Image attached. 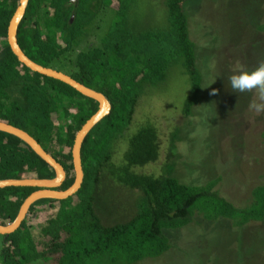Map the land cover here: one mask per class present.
<instances>
[{"label": "trees", "instance_id": "16d2710c", "mask_svg": "<svg viewBox=\"0 0 264 264\" xmlns=\"http://www.w3.org/2000/svg\"><path fill=\"white\" fill-rule=\"evenodd\" d=\"M68 1L73 0H28L16 30L17 45L36 65L67 68L74 81L104 97L110 111L82 141L80 188L65 200L34 202L13 233L0 235V264H86L102 254L112 255L113 263H135L166 253L169 246L162 230L186 227L197 215L206 221L224 217L237 227L264 222V191L256 193L258 200L250 209H234L212 192L213 187L205 189V180L194 182L193 177H200L185 165L180 169L192 181L173 175L177 172L173 145L162 176L132 171L159 160L158 136L152 124L141 123L130 135L126 133L147 88H158L171 76V70L180 66L189 87L183 101L184 116H191L197 105L206 102L202 71L207 64L198 59L196 44L189 39L183 12L187 0H165L170 29L165 35L154 30L134 33L127 20L133 3L75 0L66 5ZM18 5L19 0H0V122L27 133L63 168L66 178L57 191L64 192L74 183L71 171L76 135L97 112L98 104L70 88H60L55 85L60 82L18 61L7 44L8 25ZM15 89L22 101L13 97ZM102 171L118 186L138 192L135 216L108 228L100 225L93 206L98 201ZM54 177V171L26 144L0 132V181ZM37 190L0 188V227H9L25 200ZM205 191L216 194L215 201L202 202ZM46 213L41 223L31 225L36 214ZM86 238L93 244L90 249L83 245Z\"/></svg>", "mask_w": 264, "mask_h": 264}, {"label": "rangeland", "instance_id": "374dc122", "mask_svg": "<svg viewBox=\"0 0 264 264\" xmlns=\"http://www.w3.org/2000/svg\"><path fill=\"white\" fill-rule=\"evenodd\" d=\"M122 1L133 3L127 20L134 33L154 30L165 35L170 30L165 0ZM183 12L198 59L207 64L202 71L206 102L197 105L191 116H184L183 101L189 87L180 66L174 67L171 76L158 88H147L138 100L126 133L130 135L141 123L152 124L158 136L159 160L132 171L162 176L173 145L177 169L174 176L189 180L190 175L180 169L185 165L200 177L198 180L193 177L194 182L201 184L205 180V189L213 187L212 192L220 199L238 211H245L258 200L256 193L264 191V115L258 116L249 108L255 94L233 92L228 77L238 74L241 68L252 71L264 62V0H187ZM80 41L84 43L83 39ZM50 70L74 81L65 67L54 64ZM60 83L55 85L73 90ZM12 95L22 101L17 89ZM117 162L113 159V163ZM100 181L98 201L93 202L100 225L108 228L131 220L136 214L138 192L118 186L105 171L100 174ZM216 194L205 191L202 202L215 201ZM47 215L36 214L31 225L41 223ZM162 234L169 249L158 258L113 263L112 255L102 254L86 260V264H264V222L237 227L224 217L206 221L197 215L186 227L164 229ZM83 245L86 249L93 247L89 238Z\"/></svg>", "mask_w": 264, "mask_h": 264}, {"label": "water", "instance_id": "95a60500", "mask_svg": "<svg viewBox=\"0 0 264 264\" xmlns=\"http://www.w3.org/2000/svg\"><path fill=\"white\" fill-rule=\"evenodd\" d=\"M28 0H19V5L16 8L7 29V44L18 59L20 63L25 65L31 71L41 74L47 78L55 79L59 82L65 83L73 88L74 91L78 92L82 96L95 101L98 104L97 112L86 122V124L81 128L77 133L75 142L72 149V164H73V174H74V183L70 188L64 192H56V189H59L65 178L66 173L63 168L58 165L48 154H46L42 148L35 142V140L30 137L25 132L14 128L10 125L0 122V132L11 135L24 144H26L37 156H39L55 173V177L52 180H42V181H0V188L14 186V187H34L38 189L35 193L31 194L25 202L22 204L18 215L15 221L9 227H0V235H9L13 233L21 224L24 217L27 214L29 207L38 200L48 199L56 200H65L71 197L75 192L80 188L83 181V172L80 163V147L82 141L88 134V132L100 122L110 111L108 102L100 94L91 91L82 85L72 81L70 78L54 72L50 69L42 68L34 63H32L19 49L16 41V30L18 24L24 14L25 7ZM74 1L69 2L68 4H73ZM74 16L70 18L73 21Z\"/></svg>", "mask_w": 264, "mask_h": 264}, {"label": "clouds", "instance_id": "9594fccd", "mask_svg": "<svg viewBox=\"0 0 264 264\" xmlns=\"http://www.w3.org/2000/svg\"><path fill=\"white\" fill-rule=\"evenodd\" d=\"M228 81L235 93H254L255 99L250 103L249 108L258 116L264 115V62L259 63L252 71L241 68L238 74L229 76ZM57 190L55 191L59 192Z\"/></svg>", "mask_w": 264, "mask_h": 264}, {"label": "crops", "instance_id": "0c3cea01", "mask_svg": "<svg viewBox=\"0 0 264 264\" xmlns=\"http://www.w3.org/2000/svg\"><path fill=\"white\" fill-rule=\"evenodd\" d=\"M24 132V131H23ZM27 134V133H26ZM31 137V136H30Z\"/></svg>", "mask_w": 264, "mask_h": 264}]
</instances>
